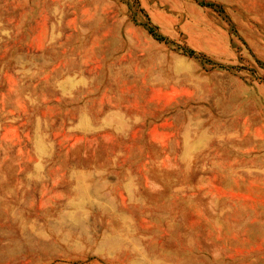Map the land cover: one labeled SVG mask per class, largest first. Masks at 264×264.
<instances>
[{"label":"rangeland","instance_id":"1","mask_svg":"<svg viewBox=\"0 0 264 264\" xmlns=\"http://www.w3.org/2000/svg\"><path fill=\"white\" fill-rule=\"evenodd\" d=\"M0 264H264V0H0Z\"/></svg>","mask_w":264,"mask_h":264},{"label":"trees","instance_id":"2","mask_svg":"<svg viewBox=\"0 0 264 264\" xmlns=\"http://www.w3.org/2000/svg\"><path fill=\"white\" fill-rule=\"evenodd\" d=\"M149 29V31L150 32H152L153 33V35H156L154 32H153V30H152V28L150 27V28H148ZM157 37V36H156Z\"/></svg>","mask_w":264,"mask_h":264}]
</instances>
